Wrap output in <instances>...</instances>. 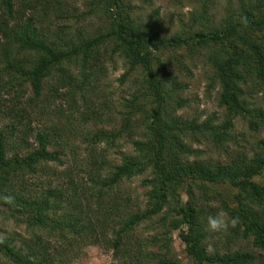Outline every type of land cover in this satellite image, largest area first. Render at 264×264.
<instances>
[{
    "label": "trees",
    "instance_id": "trees-1",
    "mask_svg": "<svg viewBox=\"0 0 264 264\" xmlns=\"http://www.w3.org/2000/svg\"><path fill=\"white\" fill-rule=\"evenodd\" d=\"M63 1L0 0V218L23 229L0 232V264H70L85 244L111 251L112 264H262L264 140L226 162L193 145L227 154L238 117L264 128L251 101L264 100V0H228L219 17L218 0H173L190 7L173 34L132 0H88L75 26H55L71 19ZM91 17L92 31L76 26ZM115 57L131 89L113 116L97 88ZM197 57L218 85L222 122L179 114L180 74ZM77 130L82 159L68 145ZM134 178L141 204L123 189ZM221 209L238 225L206 231ZM175 231L186 263L172 251Z\"/></svg>",
    "mask_w": 264,
    "mask_h": 264
},
{
    "label": "rangeland",
    "instance_id": "rangeland-1",
    "mask_svg": "<svg viewBox=\"0 0 264 264\" xmlns=\"http://www.w3.org/2000/svg\"><path fill=\"white\" fill-rule=\"evenodd\" d=\"M28 1V0H26ZM30 1V0H29ZM133 4L138 7L137 15L142 18H148V15L154 14L157 12L158 20L157 23L161 26L163 32L168 34H173L178 28L177 18L178 16L186 15L190 10L189 3L185 2V6L173 2V0H151L147 4H143V0H132ZM228 0H218L217 8L215 13L219 17L222 13L223 8L226 5ZM63 9L66 10L71 17L70 20H57V23H54L55 26L61 25H71L75 26V17L81 13L87 12L86 4L88 0H64ZM60 14L49 13V20L56 22V17ZM64 18V17H63ZM98 20L95 17H91L89 21H86L84 24L82 22L76 23V26L88 27L89 30H93L98 26ZM185 68L180 74V81L187 85V90L184 93V98L188 100L187 106L179 114L185 118H198L200 121H204L207 118H212L217 121V123L222 122L224 119L223 110L218 105V85H210V70L201 60V58L195 59H186ZM124 73L123 64L116 57L113 61L107 62L104 64L102 73L100 74L97 88L98 97L104 99L108 102V106L111 108V114L114 116L118 111V101L122 97H126L129 90L131 89V84L125 83L121 84L118 80L121 75ZM256 105L264 108V100L262 93L255 95L252 100ZM107 111V107L105 109ZM107 118V117H106ZM111 125H114L112 122L110 124H104L105 128H110ZM96 126V125H94ZM88 127H93V125H88ZM75 134H72L69 137L68 145L71 149H77L76 155L79 154L82 159L81 153L83 145L80 143L82 135L80 130L75 131ZM74 133V132H73ZM233 140L227 144L228 152L227 154L221 153L215 148H212L209 144H202L200 146L193 145L195 149L202 151L201 159L204 160H213L226 162L229 158V155H233L238 150L239 152H249L255 147L256 142L259 140H264V128H261L259 131L254 132L249 129L248 124L242 118L238 117L234 120V128L232 132ZM67 143V142H66ZM67 149V148H66ZM118 151L117 148L110 152V159L118 161V156L115 152ZM73 159L69 153L66 154V157L63 158V161L68 164L73 163ZM258 182H264L262 179H257ZM141 178H134L124 183L123 189L128 194H131L133 203L141 204L143 200V188L141 187ZM134 204V205H135ZM0 232L2 234H7L11 232H21L23 229L17 228L13 225L12 222H5L0 218ZM178 231L173 232L172 234V251L176 258L182 262L186 263L187 259L184 252V245L178 237ZM238 246V245H237ZM235 246V247H237ZM260 252H257V255L260 256ZM264 258V257H262ZM264 260V259H263ZM70 264H112V252L104 250L101 246L85 244L83 249L74 257ZM264 264V261L263 263Z\"/></svg>",
    "mask_w": 264,
    "mask_h": 264
},
{
    "label": "clouds",
    "instance_id": "clouds-1",
    "mask_svg": "<svg viewBox=\"0 0 264 264\" xmlns=\"http://www.w3.org/2000/svg\"><path fill=\"white\" fill-rule=\"evenodd\" d=\"M238 225V217H231L224 210H219L215 215L207 217L205 230L213 233H225Z\"/></svg>",
    "mask_w": 264,
    "mask_h": 264
}]
</instances>
